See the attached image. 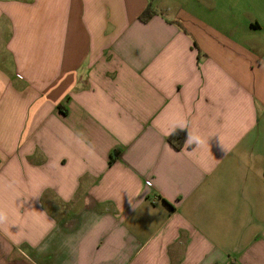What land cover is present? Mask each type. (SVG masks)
Returning <instances> with one entry per match:
<instances>
[{"label":"crops","instance_id":"crops-1","mask_svg":"<svg viewBox=\"0 0 264 264\" xmlns=\"http://www.w3.org/2000/svg\"><path fill=\"white\" fill-rule=\"evenodd\" d=\"M0 264H264V0H0Z\"/></svg>","mask_w":264,"mask_h":264},{"label":"trees","instance_id":"trees-1","mask_svg":"<svg viewBox=\"0 0 264 264\" xmlns=\"http://www.w3.org/2000/svg\"><path fill=\"white\" fill-rule=\"evenodd\" d=\"M154 12L151 8V5H148L142 15L140 16V21L147 22L152 16ZM168 142L176 149H181L184 146L186 141V133L184 131H174L169 137ZM116 156V155H115ZM114 160V157H111V161Z\"/></svg>","mask_w":264,"mask_h":264}]
</instances>
